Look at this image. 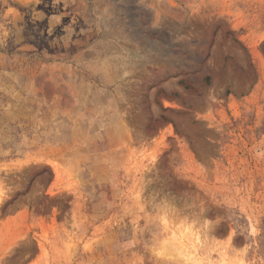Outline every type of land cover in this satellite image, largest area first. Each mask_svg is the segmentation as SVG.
Wrapping results in <instances>:
<instances>
[{"label": "rangeland", "instance_id": "374dc122", "mask_svg": "<svg viewBox=\"0 0 264 264\" xmlns=\"http://www.w3.org/2000/svg\"><path fill=\"white\" fill-rule=\"evenodd\" d=\"M0 264H264V0H0Z\"/></svg>", "mask_w": 264, "mask_h": 264}]
</instances>
